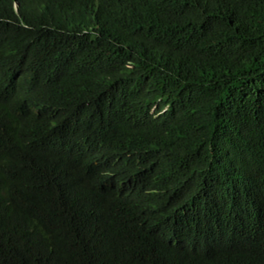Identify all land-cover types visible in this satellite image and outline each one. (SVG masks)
Wrapping results in <instances>:
<instances>
[{"label":"trees","instance_id":"1","mask_svg":"<svg viewBox=\"0 0 264 264\" xmlns=\"http://www.w3.org/2000/svg\"><path fill=\"white\" fill-rule=\"evenodd\" d=\"M0 264H264V0H0Z\"/></svg>","mask_w":264,"mask_h":264},{"label":"clouds","instance_id":"2","mask_svg":"<svg viewBox=\"0 0 264 264\" xmlns=\"http://www.w3.org/2000/svg\"><path fill=\"white\" fill-rule=\"evenodd\" d=\"M19 8H20L19 3H16V2H15V9H16V11H18Z\"/></svg>","mask_w":264,"mask_h":264}]
</instances>
